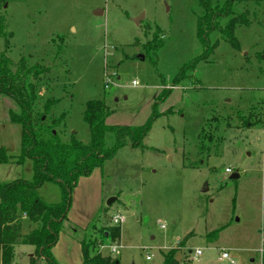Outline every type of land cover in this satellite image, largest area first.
I'll list each match as a JSON object with an SVG mask.
<instances>
[{"label":"rangeland","instance_id":"rangeland-1","mask_svg":"<svg viewBox=\"0 0 264 264\" xmlns=\"http://www.w3.org/2000/svg\"><path fill=\"white\" fill-rule=\"evenodd\" d=\"M248 10L250 26L236 31L240 49L214 32V51L174 84L204 53L198 0H0V53L7 52L14 69L23 57L50 66L40 96L60 99L54 112L66 114L58 130L63 141L74 135L90 142L83 118L90 100L105 99L108 125H142L158 105L144 147L128 140L104 163L103 201L85 228L74 226L87 243L102 242L103 255L121 264H163V253L176 249L181 264H263L264 5ZM155 36L163 41L157 57L144 49ZM15 106L0 97V149L9 158L0 163L3 183L33 178V161L19 162L21 125L8 119ZM113 142L110 133L107 144ZM39 194L48 203L62 199L53 182ZM116 215L125 217L120 239L110 232ZM34 227L23 221L24 233ZM221 250L230 260H220ZM32 257L35 247L19 244L12 264H32Z\"/></svg>","mask_w":264,"mask_h":264},{"label":"trees","instance_id":"trees-1","mask_svg":"<svg viewBox=\"0 0 264 264\" xmlns=\"http://www.w3.org/2000/svg\"><path fill=\"white\" fill-rule=\"evenodd\" d=\"M198 2L201 12L197 17L196 31L204 47V53L179 71L174 84L181 82L179 77L184 69H194L199 61L207 59L214 51L218 45V41L214 43L211 41L214 32L218 31L223 40L239 50L240 42L236 31L251 24V20L246 16L249 11L248 5L253 4L257 8L264 5V0H198ZM162 45L163 41L155 36L144 44L146 55L157 57ZM50 71V66L40 62L31 64L26 57L21 58L14 69L7 52L0 53V97L6 96L15 103L16 106L8 110V119L12 123L20 124L22 128V155L19 162H23L25 158L33 161L32 180L0 182L2 264H12L15 248L19 244L35 247L36 257H32V264L37 258H44L49 264H58L53 255V248L68 221L73 192L79 179L91 175L94 169L103 167L106 161L113 159L117 152L126 146L128 140L132 147H144V140L160 116L158 105L155 103L152 115L142 125H108L107 118L111 111L105 99L90 100L85 105L83 115L91 134L90 142L83 143L74 135L70 141L65 142L58 130L63 125L66 114L63 112L57 115L54 112L60 99L54 96L43 99L40 96V81L46 78ZM171 92L172 90L165 93V99ZM205 127L206 125L199 134L201 141L206 139ZM110 133L114 135L111 146L107 144V136ZM8 161L4 148H1L0 163ZM47 182L60 186L62 192L60 202L48 203L40 196L39 189ZM25 219L35 226L28 233L23 232ZM72 230L75 232L74 228ZM110 232L113 239H120V226H113ZM102 233L105 234V231ZM210 235H215V232ZM81 244L82 264H121L118 258L102 254L99 250L102 242L90 244L83 238ZM177 252L178 250L172 249L163 253V264H181ZM262 263L264 264V251Z\"/></svg>","mask_w":264,"mask_h":264},{"label":"crops","instance_id":"crops-1","mask_svg":"<svg viewBox=\"0 0 264 264\" xmlns=\"http://www.w3.org/2000/svg\"><path fill=\"white\" fill-rule=\"evenodd\" d=\"M104 194L103 173L100 168L94 169L91 175L79 179L73 192V203L68 214V221L53 248V255L58 264L83 263L81 244L83 238L75 234L77 229L74 226L85 228L86 222L91 218V210L103 201ZM84 202H88V206H84Z\"/></svg>","mask_w":264,"mask_h":264},{"label":"built area","instance_id":"built-area-1","mask_svg":"<svg viewBox=\"0 0 264 264\" xmlns=\"http://www.w3.org/2000/svg\"><path fill=\"white\" fill-rule=\"evenodd\" d=\"M106 87H108V85ZM226 172L232 173V170L230 168H227ZM124 222H125V217L122 215H116L113 217V223L115 225H121ZM104 247H105V245L101 246V250ZM109 248H110L111 253L118 254L120 252L119 251V249H120L119 245H109ZM201 255H202V250H200V249L196 250L195 257H199ZM150 258H151L150 256L147 257V259H150ZM219 258H220V260H230V254L227 250H221Z\"/></svg>","mask_w":264,"mask_h":264},{"label":"water","instance_id":"water-1","mask_svg":"<svg viewBox=\"0 0 264 264\" xmlns=\"http://www.w3.org/2000/svg\"><path fill=\"white\" fill-rule=\"evenodd\" d=\"M138 21L140 22L141 20H138ZM231 177L236 179V178H239L240 176L238 173H235ZM115 200H116L115 198H112L111 200H109L108 204L111 205Z\"/></svg>","mask_w":264,"mask_h":264}]
</instances>
